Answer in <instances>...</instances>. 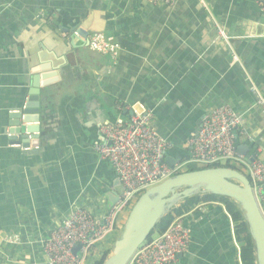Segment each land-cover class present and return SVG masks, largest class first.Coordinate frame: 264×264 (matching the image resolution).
Here are the masks:
<instances>
[{
	"label": "crops",
	"instance_id": "obj_1",
	"mask_svg": "<svg viewBox=\"0 0 264 264\" xmlns=\"http://www.w3.org/2000/svg\"><path fill=\"white\" fill-rule=\"evenodd\" d=\"M97 32L119 43L116 57L90 48ZM42 67L55 76L41 81V128L28 153L9 138L10 115ZM259 95L264 0H0V264H47L44 239L71 208L103 216L119 200V178L95 148L101 125L127 121L143 103L169 140L165 160L181 159L184 171L195 165L190 140L202 117L225 103L242 116L238 145L251 155L264 146ZM188 215L189 250L171 264H243L223 202Z\"/></svg>",
	"mask_w": 264,
	"mask_h": 264
},
{
	"label": "built area",
	"instance_id": "obj_2",
	"mask_svg": "<svg viewBox=\"0 0 264 264\" xmlns=\"http://www.w3.org/2000/svg\"><path fill=\"white\" fill-rule=\"evenodd\" d=\"M150 4L173 6L176 0H143ZM219 34L228 42L231 37L223 30ZM92 50L116 57L119 43L112 36L97 32L90 36ZM256 105L264 111V96ZM102 140L95 148L109 161L124 186L113 208L103 216H95L75 205L66 217L54 226L44 239L47 264H86L91 253L105 246L120 228L122 213L130 212L138 198L150 187L177 174L185 164L171 165L165 160L169 140L157 127L154 113L143 103H137L132 116L125 122L101 125ZM242 116L225 103L214 107L201 120L192 136V155L187 164L211 166L222 161L245 174L264 217V146L259 143L250 158L236 150L243 136ZM189 212L177 216L165 232L143 243L128 264H171L180 253L189 250L192 228L186 221ZM76 247H79L76 251Z\"/></svg>",
	"mask_w": 264,
	"mask_h": 264
},
{
	"label": "water",
	"instance_id": "obj_3",
	"mask_svg": "<svg viewBox=\"0 0 264 264\" xmlns=\"http://www.w3.org/2000/svg\"><path fill=\"white\" fill-rule=\"evenodd\" d=\"M52 70L50 67H42L37 71L28 102L10 115L12 121L9 138L17 144H22L24 149H28L26 150L28 153L32 151L29 150L31 140L39 138L41 128L39 124L41 81L42 86L49 83L55 76ZM30 114H37L38 117ZM237 145V152L250 158L248 146ZM168 160L171 165L181 161V159L172 161L171 158ZM116 186L119 187L116 192L122 193L123 185L120 179L116 181ZM207 193L229 197L241 208L255 242L257 263L264 264V217L250 179L237 169L223 166L177 173L147 189L129 212L121 233L103 264H128L136 250L147 241L158 223L173 208L190 197ZM108 197L110 203H114L118 195L109 193ZM78 248L76 247L75 251Z\"/></svg>",
	"mask_w": 264,
	"mask_h": 264
},
{
	"label": "trees",
	"instance_id": "obj_4",
	"mask_svg": "<svg viewBox=\"0 0 264 264\" xmlns=\"http://www.w3.org/2000/svg\"><path fill=\"white\" fill-rule=\"evenodd\" d=\"M221 166L231 167V165L229 164H225V165L215 164V165L204 166V167L199 166L197 168H195L194 165H188L185 168V170L184 171L181 170L180 173L189 171V170L203 169V168H208V167H221ZM208 201L223 202L229 214L232 216L234 220V224H235L236 238L241 248V258H242L243 264H258L255 242L251 236L247 220L244 216V212L229 197L222 196V195L207 193V194L195 195L193 197L186 199L185 202L173 208L171 212H169L158 223V225L152 231V234L147 239V241H150L153 238L154 234L156 233L161 234L165 232L168 226L177 216L183 215L191 211L195 206H197L201 202H208ZM122 224H123V220L122 221L120 220L119 230L111 236L112 238L109 241H107L104 247H102L101 249L99 248L98 250L90 254V256L87 259L86 264H103L107 256L110 254L112 243L115 241V239L120 234V231L122 230Z\"/></svg>",
	"mask_w": 264,
	"mask_h": 264
},
{
	"label": "rangeland",
	"instance_id": "obj_5",
	"mask_svg": "<svg viewBox=\"0 0 264 264\" xmlns=\"http://www.w3.org/2000/svg\"><path fill=\"white\" fill-rule=\"evenodd\" d=\"M226 164V162H224V161H222L220 164H218V165H225ZM195 166V168H197V167H199L200 165H194ZM179 173H180V171H179ZM120 233H121V231H120ZM157 234V233H156ZM156 234H154V235H156ZM120 235V234H119ZM154 235H153V237H154ZM119 237V236H118ZM117 237V238H118Z\"/></svg>",
	"mask_w": 264,
	"mask_h": 264
}]
</instances>
